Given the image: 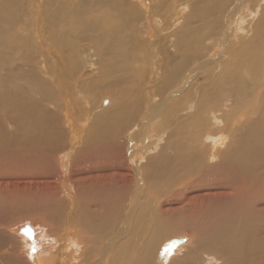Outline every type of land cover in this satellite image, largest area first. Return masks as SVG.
<instances>
[{
    "label": "bare ground",
    "instance_id": "6f19581e",
    "mask_svg": "<svg viewBox=\"0 0 264 264\" xmlns=\"http://www.w3.org/2000/svg\"><path fill=\"white\" fill-rule=\"evenodd\" d=\"M176 1L187 10L160 34L171 40L159 39L155 76L130 26L142 8L130 0H76L75 10L70 0H29L24 21L18 0H0V179L6 167L43 178L61 153L93 173V189L69 194L0 181V264H264V0ZM152 133L159 149L142 150ZM121 155L131 178L113 169ZM105 158L107 178L96 174ZM25 211L54 230L35 219L16 226L27 238L4 233ZM185 231L190 240L168 258Z\"/></svg>",
    "mask_w": 264,
    "mask_h": 264
},
{
    "label": "rangeland",
    "instance_id": "374dc122",
    "mask_svg": "<svg viewBox=\"0 0 264 264\" xmlns=\"http://www.w3.org/2000/svg\"><path fill=\"white\" fill-rule=\"evenodd\" d=\"M130 1L133 2L136 5V8L138 10L140 9V7L142 8V9L139 10V12L141 14L139 13L138 14L139 16L134 21H131L130 26L132 27V31L135 32L138 35V38L141 41H146V43H147L146 44V48H147V51L146 52H147V54L150 53L149 56L150 55L152 56V58H151V56L148 58V60H147V62L145 64V68L147 70L146 72H148V75H151V73H150L151 71L150 70H152L155 73V76H156L158 74V69H156L157 68L156 67L157 66L156 65L157 61H156V57H155V52L157 50L158 45L162 42L159 39L164 40V38L162 39V37L165 34H168V32L172 31L173 28L174 29L177 28V26H178L177 23L179 24V22L181 21L180 19H182L183 15L186 13V10H187V9L185 10L186 7H184L185 6V1H180V2H177L176 1L175 2V0H170V2H172L173 4L169 3V1H168V8H166L163 11V13H160L158 11H159V7L161 8V6L163 5L164 0H150V1L149 0H146V1L145 0H140V1L139 0H130ZM155 1H157V2H155ZM70 3H72V9L75 10L76 0H70ZM159 3H160V5H159ZM158 5H159V7H158ZM181 5H183V6H181ZM146 6H148L147 7L148 9H146ZM16 8H17V12L15 13V15H17L19 18H22L23 21L25 19L29 18V15H30V18H31L34 15V12H35V7H33L31 5V3L29 2V0H18V3L16 5ZM21 8L24 9V10H21ZM156 8H157V10H154ZM142 11H144V13H142ZM150 11H152V12H150ZM155 12H158V13H155ZM157 15H159V16H157ZM242 15H243V18H246V19L249 18V16H250L247 10L244 13H242ZM168 16L169 17L171 16V18H169ZM235 19L236 18H234V20ZM239 19L240 18H238L235 21L236 22H239ZM169 21H172L173 22V25L170 27L171 29L169 28V26H163V25L168 24ZM232 25H234L233 26L234 28H237V26H235V24L232 23ZM151 26H153V27H151ZM160 34L162 35V37H161ZM151 40H153V41H151ZM168 40H171V38L170 39L168 38ZM168 40L166 39V41L164 40V42L167 43ZM233 41H234V39H233V37H231L230 40L228 41L227 45L229 44V42L231 43ZM168 44H170V42H168ZM148 49H150V50H148ZM219 52H220L219 50H216L212 54H210L209 56H204L203 58L205 60L208 57H216L217 58V56L219 55ZM152 64H154V65H152ZM147 66H149V67H147ZM197 76L194 75V77L192 78V81H195L196 80V81H198L200 83L205 82V79H202V76L201 75H199L198 77ZM148 85H150V84L148 83ZM74 101L77 102V105L76 106H73V104H72L71 110L75 114L73 116V118L76 119L77 118V114L76 113H78V111L81 112L80 109L83 107L82 106L83 105L82 102H84V100H82V98L79 95H77V96H75ZM155 102H158V99L157 98H156ZM76 108L77 109L79 108L78 111H77ZM57 116L59 117L60 114H57ZM58 121L60 122L59 118H58ZM77 124H79V120L77 121ZM216 126H219V123H217ZM77 130H78V132H79L80 135H83V133H82L83 129L81 128V126ZM69 134L70 133H68V135ZM80 135L77 138V141L78 142L75 143L76 145L79 144V143H81L80 141H81V138L82 137L80 138ZM149 136H150L149 137L150 139H147L145 141V143L142 144V146H141L142 147V150L144 149V147L147 144L153 143V142H154V144H155V142L157 143L156 144V150L159 149L158 148L159 146L157 147V145H158V143L160 144V143L163 142V137L162 136H158L156 140L155 139L152 140L151 138L153 136V133L151 135H149ZM205 141H206V143H209L208 142V139H205ZM61 155H62L61 158H59V156H56L55 160L52 161L51 164H50L51 167H49L50 165H48L47 168H44L46 170V172L44 171L45 174L42 175L43 178L42 177H33V179H31L32 178L30 176L31 175V172L28 171L26 167H25V169H24L23 172L14 171L15 170L14 167H6V168H4V170L2 169V171L4 172V174H3L4 176L0 179V181L4 180L3 182H6V181L8 182V183H6V185H3L2 184V187L8 186V189H10V188L22 189V188H25L26 186L30 185V182H33L34 181L35 184L38 183V184L48 185V187L51 188L53 191H60V190L63 191L62 190V187H63V189H65L66 191H68V194L71 193L72 191H74L73 190L74 187H75V190L76 191H84L85 189H88V188H92L93 189V185L87 184L88 178L93 174V173H89L90 170L87 171V169H89L88 162L86 161L87 162L86 163L84 161V163H83V160L81 161L78 158L74 161L73 158L71 159V156L70 157L68 156V154H65L64 155V154L61 153ZM98 155H100V154H98ZM64 160H65V162H64ZM105 160H108L109 163L106 162V165L103 163L104 166L100 168V171L101 172H99V173L97 172L96 174H101L102 176H105L107 178V177L111 176L110 174L113 172V170H112V168H109V167H111V160H109L108 158H105ZM82 165L84 166V170H81L82 169L81 168ZM92 167L93 168H97L96 166H92ZM113 169H114V171H117L120 174L121 173L128 172V174H129L128 176H130V178L132 177V174H131L132 172L129 169L128 162L122 157V155H121V158L120 159H117V162L115 164H113ZM34 171H37V168H35ZM113 173H112V175H113ZM50 175H52V176H50ZM115 178H116V176H115ZM43 181L45 183H43ZM78 184H81L82 188L81 187H78ZM143 187L145 189L147 188L146 185H144ZM114 188H115V191H119L120 192V191H131V188L132 187L128 183V186L125 187L127 189H125V188L122 189V187H121V189L119 187H114ZM81 189H83V190H81ZM4 191H7V190L4 189ZM147 191L148 190L146 189L145 190V196L142 197L141 201L142 200L143 201H146L149 198V194H148ZM16 192H18V191H16ZM28 192H32V191H28ZM35 199L36 198H28V202L25 201L23 204H21L22 206L21 205H19L18 207L16 206L17 208H16L15 211L17 212V211H20L22 209H25V207H23V206L24 205H26V206L31 205L35 201ZM16 215L17 216L19 215V217H17ZM25 215H27V216H25ZM25 215H24V213L15 214V216L12 217L13 218V221L11 223L9 221H7V224L6 225H3V229H4L3 232L6 233L8 236L13 237V238H17V237L20 238V236L21 237L24 236L25 238H27L29 233H27V231H24V230L23 231L22 230L18 231L17 228H16V226H17V224L18 225L19 224H23V225H28L30 227L31 226L30 220H32V221L35 222V219L37 220V223L38 224H41V225L44 224L45 227H48L50 230H54L53 229L54 228L53 220L49 219V217H44L45 215L44 216H42V215H39L38 216V215H36L34 213L32 215V216L35 217V219H34V218L28 216L29 215L28 212H26ZM36 216H38V217H36ZM9 217H11V216H9ZM44 218L47 220V222L41 220V219H44ZM59 233H62V231L60 230L56 234L59 235ZM185 233H188L189 236L177 238L176 242H178V243L176 244V246L174 248H172V249L170 248L171 250H170V253L168 254V258H170L171 256H174L175 253H177V252L173 253V251L175 250V248H177L178 245L184 244L185 242H187V241L190 240V237H191L190 234L191 233L189 231H187V232L185 231ZM180 234H182V233H181V230H179V229L176 230V231L174 230V232L173 231H170L169 232V236L166 238V240L163 243L164 246L163 245L162 246L163 247L166 246L168 248L169 241L171 242L173 240V243H174V240L176 239L175 237L177 235H180ZM20 241L23 243V240L22 239H20Z\"/></svg>",
    "mask_w": 264,
    "mask_h": 264
}]
</instances>
